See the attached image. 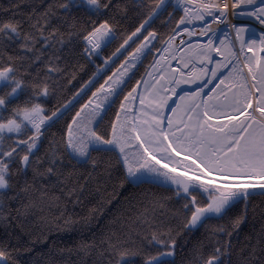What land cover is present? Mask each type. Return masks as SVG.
<instances>
[{"label":"snow or ice","instance_id":"1","mask_svg":"<svg viewBox=\"0 0 264 264\" xmlns=\"http://www.w3.org/2000/svg\"><path fill=\"white\" fill-rule=\"evenodd\" d=\"M0 264H264V0H0Z\"/></svg>","mask_w":264,"mask_h":264}]
</instances>
